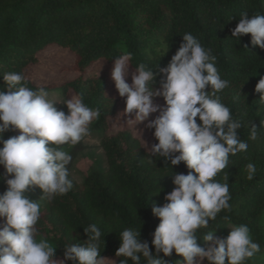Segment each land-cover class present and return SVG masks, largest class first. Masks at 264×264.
I'll use <instances>...</instances> for the list:
<instances>
[{
  "label": "trees",
  "instance_id": "trees-1",
  "mask_svg": "<svg viewBox=\"0 0 264 264\" xmlns=\"http://www.w3.org/2000/svg\"><path fill=\"white\" fill-rule=\"evenodd\" d=\"M242 12L264 14V0H0V85L4 73L17 72L25 76L31 89H56L64 97L81 95L87 106L100 109L101 116L92 127L104 131L117 112L119 98L108 94L106 72L91 74L88 69L100 60L111 64L118 55L131 53V72L140 63L152 68L157 73L153 87L158 88L159 68L168 64L182 35L192 33L212 50L221 77L230 81V87L220 93L222 102L241 121L238 138L248 143L246 152L230 155L229 166L215 178L229 184L231 210L218 213L197 236L216 230L226 237L229 225L247 224L261 250L245 264H264V102L255 92L256 83L264 76V49L250 44V34L240 41L231 37ZM52 45L73 54V61L62 68L76 75L59 84L39 85L26 75L25 68L38 63V53ZM166 46L169 49L163 55ZM157 101L164 103L162 97H156ZM252 124L258 133L255 141L249 139ZM147 131L157 143L154 129ZM18 134L6 132L4 138ZM100 144L107 167L90 171L79 182L71 176L73 188L66 195L42 202L38 200L42 190L33 187L28 191L29 197L41 204L36 238L57 247V260L63 259V246L83 243L87 238L83 227L92 223L103 234L100 255L114 258V264L125 259L115 256L119 232L125 228H141L140 240H147L154 252L151 233L159 220L152 214V203L162 205L165 193L175 187L170 176L173 170L188 171L183 162L173 169L159 157L150 163L140 140L125 128L103 132ZM64 148L74 159L83 140ZM249 162L256 167L252 180L247 179ZM198 243L203 241L198 239ZM159 256L168 264L182 259L174 250L170 257ZM128 264H132L130 259ZM141 264H145L143 257Z\"/></svg>",
  "mask_w": 264,
  "mask_h": 264
},
{
  "label": "clouds",
  "instance_id": "clouds-1",
  "mask_svg": "<svg viewBox=\"0 0 264 264\" xmlns=\"http://www.w3.org/2000/svg\"><path fill=\"white\" fill-rule=\"evenodd\" d=\"M246 34H250L253 47L264 49V14H240L231 37L240 41ZM244 47L249 49L247 44ZM168 49H162L163 55ZM131 60V53L118 55L110 72L125 103L118 115L130 126L143 124L142 133L154 129L152 135L158 142L149 147L144 140L142 145L150 163L159 157L173 169L183 162L188 171L173 170L170 176L175 187L165 193L162 205L152 203V214L159 220L151 233L155 251L147 240H140L141 228H125L119 232L120 246L115 252L116 257L125 258L119 264H128L129 259L141 264L142 257L145 264H168L159 253L170 257L173 250L182 256L179 264H203L205 259L207 264H245L261 250L247 224L229 226L226 237L214 235L216 230L197 236L218 213L231 210L229 184L215 178L229 166L230 155L248 149V143L238 138L241 121L233 117L220 95L230 87V81L221 77L212 50L190 32L182 35L168 64L159 68L158 88L153 87L157 73L143 63L135 65L128 82ZM3 81L0 166L4 172L0 178L7 187L0 192V264H104L100 255L103 234L95 223L83 227L87 237L83 243L63 246V259H55L57 247L36 238L41 204L28 195L30 188L38 187L42 190L38 200L51 202L73 188L68 167L73 158L64 146H75L90 135V125L99 120L100 109L87 106L81 95L63 101L51 99L44 87H27L22 73H4ZM255 92L264 102V76L256 83ZM156 97H162L164 103H155ZM57 102L66 105L67 112L58 108ZM154 113L157 115L150 119ZM17 131L18 135L4 138L6 132ZM257 138L252 124L249 139ZM246 169L247 179L252 180L255 165L249 162ZM228 179L225 175L224 180Z\"/></svg>",
  "mask_w": 264,
  "mask_h": 264
},
{
  "label": "rangeland",
  "instance_id": "rangeland-1",
  "mask_svg": "<svg viewBox=\"0 0 264 264\" xmlns=\"http://www.w3.org/2000/svg\"><path fill=\"white\" fill-rule=\"evenodd\" d=\"M39 62L36 64H30L25 68L26 75L39 85H48V84H59L69 78H72L76 75V72L71 70L63 69V65L70 64L73 61V54L65 49H61L55 45L49 46L43 51L38 53ZM107 64L103 60H100L94 63L89 69L88 72L91 74H100L106 72L107 74V84H108V94L116 96L119 98V104L117 107V112L113 118L108 121V125L102 129H95L90 125V135L83 139V148L77 153L76 157L71 162L69 169L71 176L76 181H82L83 178L92 170L104 169L107 167V161L104 154V151L101 147L100 140L103 132L107 131H118L123 128L128 130L134 137L138 138L142 145L147 142V145L150 147L153 144V140L148 133L147 129H144L142 133L143 124L135 126H130L125 123L126 118H122L118 115L122 109L125 107L124 99L118 95L117 90L114 86V81H112L110 72L113 66ZM128 82L131 78V70L129 69ZM49 98L63 101L65 98L73 97L72 94H69L68 97H64L60 91L52 90L48 91ZM155 103L162 104L160 101ZM57 107L63 108L64 111H67L66 105H61L57 102ZM157 114H152L151 118H154ZM145 140V141H144ZM144 147V146H143ZM145 148V147H144ZM3 166H0V173H3ZM7 185L3 178H0V192H3L6 189ZM231 226V225H229ZM228 226V229L230 227ZM214 235L219 236V233H214ZM104 264H114V258L107 257L104 258ZM174 264H179V261L174 262ZM203 264H207L206 261Z\"/></svg>",
  "mask_w": 264,
  "mask_h": 264
}]
</instances>
